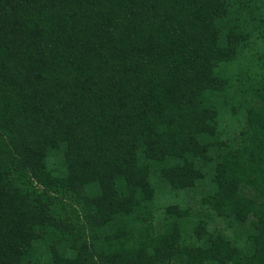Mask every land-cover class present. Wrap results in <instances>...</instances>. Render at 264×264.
<instances>
[{"label":"trees","instance_id":"16d2710c","mask_svg":"<svg viewBox=\"0 0 264 264\" xmlns=\"http://www.w3.org/2000/svg\"><path fill=\"white\" fill-rule=\"evenodd\" d=\"M0 264H264V0H0Z\"/></svg>","mask_w":264,"mask_h":264},{"label":"rangeland","instance_id":"374dc122","mask_svg":"<svg viewBox=\"0 0 264 264\" xmlns=\"http://www.w3.org/2000/svg\"><path fill=\"white\" fill-rule=\"evenodd\" d=\"M228 112L223 111L220 114V125L221 126H225V129H231L232 127H234L236 125V121H238L239 119H236L235 117L232 116H227ZM227 126V127H226ZM229 127V128H228ZM230 131V130H229ZM226 132H228L226 130ZM159 188V187H158ZM160 189V188H159ZM160 192L158 191V193H156V201L159 202L160 200ZM218 224L220 225L221 222L218 221Z\"/></svg>","mask_w":264,"mask_h":264}]
</instances>
